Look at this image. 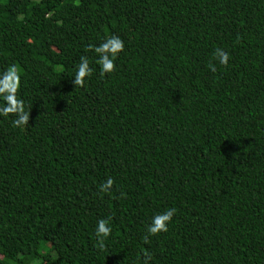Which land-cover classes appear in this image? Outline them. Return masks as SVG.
Returning a JSON list of instances; mask_svg holds the SVG:
<instances>
[{
    "label": "trees",
    "instance_id": "trees-1",
    "mask_svg": "<svg viewBox=\"0 0 264 264\" xmlns=\"http://www.w3.org/2000/svg\"><path fill=\"white\" fill-rule=\"evenodd\" d=\"M111 35L101 76L88 46ZM13 64L29 120L0 117V264H264V0H0Z\"/></svg>",
    "mask_w": 264,
    "mask_h": 264
},
{
    "label": "clouds",
    "instance_id": "clouds-1",
    "mask_svg": "<svg viewBox=\"0 0 264 264\" xmlns=\"http://www.w3.org/2000/svg\"><path fill=\"white\" fill-rule=\"evenodd\" d=\"M88 47L96 54L95 63L99 66V74L103 76L105 73L114 71V60L123 51L124 44L118 36L111 35L106 37L99 45H89ZM214 58L218 59L220 65H227L229 59L228 53L220 48L215 50ZM209 69L213 72L216 71L213 64L209 65ZM92 72L93 69L89 66L88 57L82 55L75 68L74 85L82 86L86 78L92 75ZM20 85L21 73L15 64L0 72V117H10V114H12L10 118L12 126L15 128H25L29 120V112L24 109V100L18 97ZM112 185L113 180L109 177L100 185L99 191L107 193ZM175 211L174 208H168L151 217V222L146 228L147 235L144 237L146 242L149 236H156L167 231L168 224L171 222ZM111 232L110 218L97 220L94 235L100 249L105 247L104 241L109 238ZM150 259V255H146L143 264H148Z\"/></svg>",
    "mask_w": 264,
    "mask_h": 264
}]
</instances>
